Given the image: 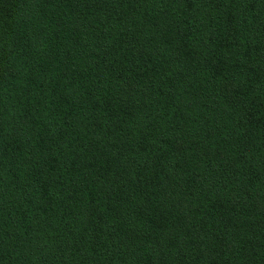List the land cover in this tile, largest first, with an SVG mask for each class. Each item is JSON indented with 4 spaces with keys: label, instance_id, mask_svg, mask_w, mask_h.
<instances>
[{
    "label": "trees",
    "instance_id": "16d2710c",
    "mask_svg": "<svg viewBox=\"0 0 264 264\" xmlns=\"http://www.w3.org/2000/svg\"><path fill=\"white\" fill-rule=\"evenodd\" d=\"M0 264H264V0H0Z\"/></svg>",
    "mask_w": 264,
    "mask_h": 264
}]
</instances>
